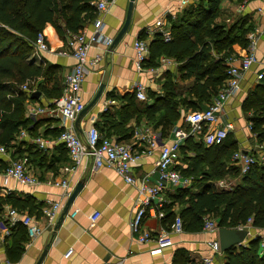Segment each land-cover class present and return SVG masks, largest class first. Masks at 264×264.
Wrapping results in <instances>:
<instances>
[{"label":"crops","instance_id":"1","mask_svg":"<svg viewBox=\"0 0 264 264\" xmlns=\"http://www.w3.org/2000/svg\"><path fill=\"white\" fill-rule=\"evenodd\" d=\"M128 1L116 0L107 12L97 15L104 22V33L113 39L124 23ZM197 1L186 0L182 3V0H133L130 22L122 37L112 46L94 45L88 49L89 57L101 54V58L93 66H86L87 73L81 86L80 96L88 107L70 125L83 140L88 128L95 126L100 135L117 142L131 144L135 151H143L131 167L133 183L125 182L124 178L111 168L103 166L97 170L92 169L90 157H83L79 164H74L63 143L58 139L61 130L69 123L66 122L63 125L61 118L56 114L32 115L30 113L32 107L52 106L54 99V95L39 91L37 85L48 92L56 90L58 86L59 92L62 93L63 80L74 62L69 55L58 53L66 48L65 36L57 34L51 25L45 27L43 31L49 51L40 52V55L52 69L46 77L36 78V86H33L31 93L39 92L38 97L32 98L30 95L25 102L24 115L30 119V129L22 130L25 133L24 138H19L18 135L15 148H5L6 153L0 154V193L29 198L33 202V211L29 213L28 209H23L17 212L19 216L32 215L38 222L40 232L31 236L27 228L19 221L11 224L6 205H4L0 215V264H36L42 252L44 254L39 264H184L186 260L202 264L201 259L206 256L214 257L213 264H223V251L221 254H213L210 247L211 241L218 240V230L203 231L201 227L200 230L189 231L183 227L182 232L170 234L171 246L157 250L154 240L138 242L131 234L129 227L140 188L144 184H155L158 178L159 146L150 148L145 138L139 137L144 133H153L157 135L159 143H167L176 139L177 130H181L187 134L182 137V144L188 136H192L195 141H203L201 136L189 134V125L185 116L190 110L195 109L183 103L178 108L179 118L172 122L165 120L162 123L158 120L153 122L143 112L138 113L136 110L131 112L128 95L135 91V84H143L147 96L146 100L139 98L136 100L150 105L154 98L164 95L163 83L167 75L171 72L172 75L179 76V63L165 56H160L158 64L151 66L146 65L150 55L148 54L142 68H137L132 42L135 39H143L150 45L153 35L157 32L149 33V31L154 29L153 24L159 18L163 19V26L170 33L171 20L180 12L182 13L188 5L195 4ZM241 3L242 0L240 2L222 0L220 7H226L229 10L224 13V20L227 23H234L243 17L247 18L248 23L251 22L252 29L248 31L246 37L249 42V35L254 36L257 61L241 76L238 90L223 104L217 125L231 122L233 130L228 136L231 135L236 146L238 145L233 152L244 151L252 155L256 161L262 162L264 161V143L257 140L259 133L253 129V120L259 116L264 119V110L258 109L254 112L253 107L245 109L243 103L256 84L264 83L262 81L264 79L261 82L256 80V74L264 70V2L248 0L243 6ZM94 18H86L80 30H85L89 34L94 26ZM246 48L247 46L242 47L238 44L233 46L234 55L230 56L233 58L232 63L238 62ZM29 59L37 64L41 62L34 51ZM193 83V76L185 79L181 77V80L177 77V86L174 87L180 88L181 96L186 95V100H189L192 98L187 95V89L193 87ZM100 88L101 93L91 104ZM109 98L115 99L116 102L106 113H103L101 107ZM259 100L264 101V95ZM261 106L264 108V102H261ZM204 107L206 104L201 109ZM36 137H41L47 142L45 148L39 147L34 140ZM232 154L227 167L229 165L238 167L232 160ZM192 156L194 152L189 150L174 164V168L189 180L188 183L182 187H168L161 191L158 199L161 200L162 205L157 206L154 201L150 205L154 208L149 206L147 209L143 225L153 233L170 230L173 218L180 216L181 206L174 201V196L176 189L181 190L191 185L192 175L189 172L191 164L187 159ZM8 158H24L29 171L42 183L38 186H28L6 177L4 169ZM65 166L71 167L72 170L64 171ZM227 167L224 177L211 180L219 189H223L219 187V182L223 181L227 185L226 190L240 182L242 175L240 171L235 180L234 178L225 179L232 174V169ZM182 170H186L185 173L188 172V174L183 173ZM63 179L69 182L71 191L78 182H81V188L75 194L61 223L55 227L70 194L63 196V188L49 182ZM195 189L194 187L191 190ZM55 201H59L61 206L54 222L48 225L43 209ZM94 212H99V216L92 223L89 215ZM208 217L217 224L218 218L212 215ZM6 230L9 232L6 233ZM250 234L255 235L254 238L258 237L260 241L264 238V229L252 226ZM250 239L253 237L246 236L243 243L246 245ZM15 241L22 248L16 258L15 251H11ZM69 249H72V252L65 257L64 254ZM261 251L259 247V252Z\"/></svg>","mask_w":264,"mask_h":264},{"label":"trees","instance_id":"2","mask_svg":"<svg viewBox=\"0 0 264 264\" xmlns=\"http://www.w3.org/2000/svg\"><path fill=\"white\" fill-rule=\"evenodd\" d=\"M92 2L93 0H0V145L4 148H15L20 132L30 129V119L24 115L25 102L31 95L33 86H36V78L46 77L52 69L47 61L37 64L29 59L34 49L36 33L43 31L47 25L55 28L61 36H65L67 31L78 32L86 18L92 19L96 15ZM220 2L221 0H198L195 4L188 5L171 20L170 39L167 41L159 33L153 35L146 65H157L160 56L169 57L179 63V76L170 72L163 83L164 95L154 98L150 105L137 101L133 91L128 95L131 112H143L153 122H172L179 118L178 108L182 103L191 109H201L211 101L226 78L225 59L234 55V45H248L246 34L252 29V24L248 23L246 17L234 23L221 19ZM191 76L194 77V83L193 87L187 89V95L192 99L186 100V95L181 96L180 88L176 89L174 86L177 77L181 80V77L185 79ZM25 83L29 90H22L21 86ZM56 88L48 92L37 85L39 91L54 95L53 98L61 94L59 87ZM262 95L264 83L256 84L245 99L243 107H253L254 112L264 110L261 106L264 101L259 100ZM262 125L264 119L260 116L253 120V129L259 133L257 140L264 143ZM228 137L220 144L205 145L203 141H195L192 136H188L179 147L178 158L186 155L189 150L194 152L192 159L189 157L192 161L189 171L192 175L191 185L181 190L176 189L174 196V201L181 206L179 214L186 230H200L204 215L218 218L219 228H236L249 217L253 227L264 228V161H255L240 176V182L231 189H219L211 181L213 178L223 177L229 157L238 147L235 148L236 142L227 140ZM229 169L233 170L234 175L238 174L237 166ZM186 170L182 172L185 173ZM194 187L196 189L191 190ZM4 205H10L19 211L28 209L29 213L34 209L29 198L0 193V215ZM20 246L15 241L11 248V251H15V258L22 251ZM223 253V264H264V250L259 252L258 237L250 239L246 245L233 246ZM186 262L195 264L191 260Z\"/></svg>","mask_w":264,"mask_h":264},{"label":"built area","instance_id":"3","mask_svg":"<svg viewBox=\"0 0 264 264\" xmlns=\"http://www.w3.org/2000/svg\"><path fill=\"white\" fill-rule=\"evenodd\" d=\"M116 0H93L96 17L93 20V29L90 33L85 30H79L76 33L67 31L65 34L66 48L59 51L60 55H69L73 59L71 70L67 73L63 80L62 93L52 100L50 107H32L30 113L32 115L37 113L56 114L63 122L69 123L64 126L63 130L58 135V139L63 143L69 158L74 164H79L83 157H90L91 167L94 170L100 167H107L115 170L122 176L127 183L134 182L131 167L140 157L143 151H135L131 144L114 141L104 135H100L95 126H90L86 132L85 139H81L77 133L72 129L70 123L80 114L85 108L84 102L81 100L80 90L87 73V65H94L101 58V54H95L92 58L88 56V49L94 45L109 46L113 42V38L104 33V22L97 15L105 13L115 3ZM248 0H242L241 6ZM264 2V0H261ZM186 0H182L185 3ZM260 10V9H258ZM162 18L157 19L149 33H159L164 40L170 39V33L167 28H164ZM34 54L43 62L40 52H48V45L45 39L44 31H38L34 39ZM132 47L135 52L137 68H142V64L148 57L149 44L143 39H135L132 42ZM233 58L225 59L227 64L226 78L222 87L212 97L211 101L202 109L190 110L185 120L189 125V134L201 136L206 145L222 143L233 130L231 122H226L222 125H217L220 118L223 104L233 95L239 88V80L241 76L249 70L250 66L257 61L255 54V40L253 34L249 35V42L245 53H243L236 64L232 63ZM264 78V70L256 74V80L260 81ZM28 84L25 83L21 86L22 90H29ZM136 97L141 100H146L147 96L143 84H135ZM116 102L115 99H106L101 107L102 112L109 110L110 106ZM187 134L184 131L177 130V138L167 143H159L158 137L155 134H145L139 138L146 140L150 148L159 146V155L157 159V173L158 178L155 184H144L138 193V197L134 204V212L129 221L130 232L138 242H147L154 240L156 249L172 245L171 233H180L183 231V220L180 216H176L170 224V230H160L155 233L152 230L144 227L143 220L146 216V211L152 202H156L157 206H161L159 194L161 191L168 187H182L188 183V179L184 178L177 169L174 168L179 156V147L182 144V137ZM137 136V134H136ZM25 133L20 132L19 138H24ZM35 142L41 148H45L46 141L41 137L34 138ZM6 149L0 145V154H5ZM7 165L4 169V175L8 178L15 180L17 183L28 186H38L42 181L29 171L28 165L24 158H8ZM232 160L238 165L241 174L246 173L250 166L255 163V158L245 153L244 151L237 150L232 154ZM64 171H71V167H63ZM60 186L63 188V196H67L71 192V186L66 179L60 181H52L49 184ZM219 187L225 189L227 185L222 181L219 182ZM60 202H51L43 209L45 221L51 225L56 217L57 211L60 208ZM153 207V206H150ZM154 208V207H153ZM7 216L11 224L19 221L21 225L25 226L31 236H35L40 232L37 220L30 214L18 215L15 208L6 205ZM99 212H94L89 215L90 221L93 223L97 220ZM251 217H249L244 224L236 228H244L247 231L246 236L255 235L250 234ZM219 229L216 222L209 218L207 215L202 216V230L216 232ZM9 231L6 230V233ZM244 242V241H243ZM242 242V245H245ZM210 247L213 254H221V249L218 240L210 242ZM259 247L264 250V238L260 239ZM72 252L69 249L65 252L64 256L68 257ZM214 257L206 256L201 259L202 264H213ZM184 264H191L186 262Z\"/></svg>","mask_w":264,"mask_h":264},{"label":"water","instance_id":"4","mask_svg":"<svg viewBox=\"0 0 264 264\" xmlns=\"http://www.w3.org/2000/svg\"><path fill=\"white\" fill-rule=\"evenodd\" d=\"M132 7H133V0H129L128 5H127L124 23L121 26L120 30L115 35L113 42L111 43V46L114 43H116L122 37V35L125 33V31L127 30L129 22H130V18H131ZM100 93H101V88L96 93V96L91 101V104L94 103V101L97 99V97L99 96ZM38 95H39V92L31 93L32 98L38 97ZM91 104H89V106ZM86 107H88V106H85V108ZM84 109L80 112V114L84 111ZM80 188H81V182H78L74 186L69 197L67 198V201H66L64 208H63V210H62V212H61V214H60V216H59V218L55 224V227H57L61 223L63 216L67 212L75 194L79 191ZM217 234H218V242H219L220 249H221V251L224 252L233 246L235 247V246L242 245V242L244 241V239L246 237L247 231L244 228H219L217 231ZM43 254H44V252H42V254H41V256L38 259L36 264L40 263Z\"/></svg>","mask_w":264,"mask_h":264},{"label":"rangeland","instance_id":"5","mask_svg":"<svg viewBox=\"0 0 264 264\" xmlns=\"http://www.w3.org/2000/svg\"><path fill=\"white\" fill-rule=\"evenodd\" d=\"M222 1V0H221ZM221 3V2H220ZM225 11H229L226 7L225 8H221V12H222V15H220V18L221 19H223L224 20V18H225ZM179 14H181V12L179 13ZM224 14V15H223ZM225 21V20H224ZM179 87H181V86H179ZM231 136V135H230ZM228 137V139L227 140H233L231 137ZM238 146V145H237ZM235 148H236V145H235ZM191 159H192V157H190ZM189 158V162H190V164L192 163V161H191V159ZM230 164V163H229ZM234 166H232V168H233ZM229 168H231V165H229ZM224 177V176H223ZM239 177V176H238ZM229 178H234V180H235V178H237V176L236 175H234V173H233V170H232V174H231V176H227V177H225V179H229ZM225 179H224V181H225ZM228 184V183H227ZM262 229H264V228H262Z\"/></svg>","mask_w":264,"mask_h":264}]
</instances>
